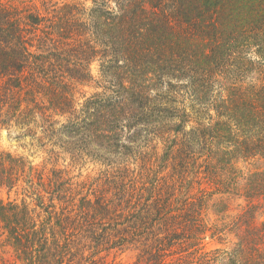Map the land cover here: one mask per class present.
I'll return each mask as SVG.
<instances>
[{"label":"trees","instance_id":"1","mask_svg":"<svg viewBox=\"0 0 264 264\" xmlns=\"http://www.w3.org/2000/svg\"><path fill=\"white\" fill-rule=\"evenodd\" d=\"M5 3L0 127L48 157L0 151L14 263L264 264V0Z\"/></svg>","mask_w":264,"mask_h":264},{"label":"rangeland","instance_id":"2","mask_svg":"<svg viewBox=\"0 0 264 264\" xmlns=\"http://www.w3.org/2000/svg\"><path fill=\"white\" fill-rule=\"evenodd\" d=\"M24 0H5L6 6H10L13 9L21 10L23 8L22 2ZM27 1V0H25ZM92 74L97 79L99 77V63L94 62L91 66ZM85 91L88 92L87 95H90L95 92L92 88H87ZM0 151L11 153L14 156L17 157H23L32 162L34 165H42L45 163V159H48L47 155L43 153V148H40L35 141H33L30 137H28L26 134H23V132L17 130L16 128H6V127H0ZM253 168V167H251ZM93 169V166L90 165V167L87 168H75L73 175L80 176L83 172V175L89 174V172ZM16 190L14 189L13 192ZM12 192L11 196H8L6 192H2L0 194L1 198L4 200L7 199H14L15 194ZM239 203L243 204V201H240ZM235 206V205H234ZM237 207L234 208L233 212H236ZM210 249L215 248H222L221 245L218 244H212L209 246ZM0 256L5 257L8 261L14 263V255L12 250L9 248L5 234L2 230L1 224H0ZM18 264V263H14Z\"/></svg>","mask_w":264,"mask_h":264}]
</instances>
